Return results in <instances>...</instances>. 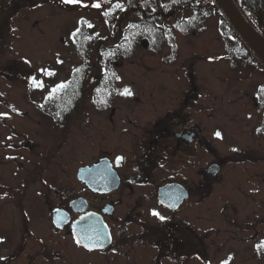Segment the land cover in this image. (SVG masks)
Masks as SVG:
<instances>
[{"label":"flooded vegetation","instance_id":"1","mask_svg":"<svg viewBox=\"0 0 264 264\" xmlns=\"http://www.w3.org/2000/svg\"><path fill=\"white\" fill-rule=\"evenodd\" d=\"M43 1L0 0V39L6 34L10 40L28 10ZM193 81L188 79L185 90L164 109L116 111L111 105H91L86 117L80 106H9L0 111L5 114L0 116V264H162V259L189 264L193 258L202 262L209 239L197 228L208 230L202 216L215 182L222 187L221 224L232 220L223 217L230 209L237 223H244L234 194L251 200L257 192L241 189L240 175L264 185V91L249 96L243 90L229 101H242L238 106L247 143L226 154L210 139L208 104ZM31 121L38 129L28 128ZM75 122L84 125L65 151L63 138ZM235 152L239 153L232 155ZM65 156L74 157L70 170L64 168ZM117 157H122L119 163ZM210 166L218 167L215 176ZM66 178L76 183L67 194ZM74 200L78 203L73 208ZM193 210L202 215L194 219L196 225L187 218ZM153 211L166 219L161 221ZM88 213H93L89 238L94 248L77 244L74 234L73 223ZM248 217L244 221L250 225ZM18 256L24 258L22 263Z\"/></svg>","mask_w":264,"mask_h":264},{"label":"rangeland","instance_id":"2","mask_svg":"<svg viewBox=\"0 0 264 264\" xmlns=\"http://www.w3.org/2000/svg\"><path fill=\"white\" fill-rule=\"evenodd\" d=\"M200 2L206 7L208 1ZM92 4L100 6L96 8ZM117 4L120 7H116ZM127 4L128 0H78L70 4H65L62 0H44L34 9L28 10V17L24 23H20L18 31L10 34V40L6 34L1 35L0 111H6L5 108L9 106L65 105L80 106L83 115L88 116L92 111L91 105L103 101L94 97L97 82L104 75L98 67L97 56L119 41L108 42L105 39L100 49L95 42L90 43L87 47L90 51L84 55L78 51L75 35L79 31L93 33L104 40L109 32L103 20L105 12L115 8L125 11ZM192 15L193 11L187 9L179 12L176 17L166 19L164 27L170 37L157 51L150 50L146 41H142L134 46L132 52L110 61L109 67L114 74L113 86L112 83L107 86L110 87L108 101L111 103L101 105H111L116 111L124 108L137 112L139 108L148 106L164 109L173 105L176 96L185 90L188 79L190 82L194 80V85L205 95L204 100L208 104L206 122L210 139L217 149L220 148L222 153L227 154L247 143V139L242 138L247 133L243 110L239 107L242 101L236 105L229 101L236 99L239 94L243 95V90L249 91V96H252L260 86L264 87V72L256 63L242 60L238 64L229 60V49L234 48L236 42L233 37H225L219 31L220 16L213 11L202 14L188 33L178 31L175 22ZM262 23L260 29L264 34V20ZM41 70H47L53 75H46ZM30 77L42 81L43 87L34 86ZM61 84L64 87L58 88ZM54 88L57 91L53 92ZM125 89L130 95L123 94ZM64 96L67 97L66 100ZM260 108L256 117L254 116L256 124L260 122ZM98 118H101L100 114L96 121L100 120ZM32 122L28 128L38 129V125ZM86 123L85 121V125ZM83 125V122H75L69 127L68 134L63 138L65 151L73 144L77 130ZM217 132L220 133L219 137L216 136ZM20 141H16L17 145ZM216 156L215 158L219 157ZM211 159L209 155V160ZM73 166L74 157L65 156L64 168L70 170ZM243 178L241 175L238 178L241 189L245 191L251 187L252 190L256 188L257 192L252 194L251 200H247L244 199V194L236 191L234 197L239 205L236 207L239 215L236 214L244 223L245 217L247 219L250 216V225L238 224L237 217H233V209L227 210L225 216L221 214L232 218L230 222H224L226 225L221 224L223 221L219 213V196L222 187L218 182L209 187V209L204 216L200 215L208 230L202 232L197 228L198 232L207 234L209 239L208 253L207 257H203V263L207 261V264H222L229 261V264H264V258H260L256 250L257 245L264 242V203L260 202L264 198V185L261 182L256 185L253 183L255 180L251 183ZM64 187V193L67 194L76 187L75 180L66 178ZM246 214L248 215L245 216ZM200 216L193 210L187 218L194 224V219ZM1 232L0 227V234ZM23 261L24 258L18 256L17 262ZM202 262L193 258L189 264ZM162 264L170 263L162 259Z\"/></svg>","mask_w":264,"mask_h":264},{"label":"trees","instance_id":"3","mask_svg":"<svg viewBox=\"0 0 264 264\" xmlns=\"http://www.w3.org/2000/svg\"><path fill=\"white\" fill-rule=\"evenodd\" d=\"M201 0H128L127 10L122 11V8L109 10L107 15L104 14V23L108 29V36L104 40L99 39L93 33H82L79 31L76 36V44L78 51L81 54L87 55L90 48L88 45L95 42L96 47L104 44L105 39L109 41H119L116 45H111L104 49L103 54L97 56L98 67L103 76L97 82L96 94L94 97L100 101L99 104H106L108 101V93L110 87L113 86L114 74L110 70V61L119 59L120 57L133 51L134 46L138 42L146 41L150 50L157 51L167 38L170 37L164 22L166 19L176 17L179 12L187 9L193 11V15L187 19H182L175 22V27L182 33H188L196 20L202 14H208L209 11L218 14L210 0H207L206 7H203ZM244 18L259 33L263 38L264 34L261 31L262 21L264 20V0H233ZM83 26V25H82ZM83 28V27H82ZM219 31L223 36H231L236 42L234 49H230L228 54L231 60L248 59L253 61L251 55L236 39L227 23L220 16ZM95 47V48H96ZM105 48V47H104ZM95 49V51H100ZM264 101V96L262 97ZM260 258H264V245L258 249Z\"/></svg>","mask_w":264,"mask_h":264},{"label":"water","instance_id":"4","mask_svg":"<svg viewBox=\"0 0 264 264\" xmlns=\"http://www.w3.org/2000/svg\"><path fill=\"white\" fill-rule=\"evenodd\" d=\"M211 1L213 2V5L217 9V11H219L224 20L227 22L228 26L233 31L237 39L241 42V44L246 48V50L264 71V39L248 24V22L242 16L232 0ZM83 173L84 170L80 171V175H82ZM209 173L210 175L215 176L218 173V167L211 166L209 168ZM84 181L88 182L87 179H84ZM165 190L166 189H164L163 191ZM77 203L78 201L74 200L72 202V207L74 208V205ZM84 210L85 208H82L80 211ZM56 215L57 214H55V218ZM92 215L93 213H88L82 216L79 220H76L73 224L74 233L77 239L83 246H86L88 248H94L92 247V245H90L92 244V239L89 238V234L92 231L91 227L93 226ZM97 225L101 226V223L98 222ZM96 233L99 234V232ZM98 247L99 245L95 248Z\"/></svg>","mask_w":264,"mask_h":264},{"label":"snow or ice","instance_id":"5","mask_svg":"<svg viewBox=\"0 0 264 264\" xmlns=\"http://www.w3.org/2000/svg\"><path fill=\"white\" fill-rule=\"evenodd\" d=\"M62 2L65 3V4H70V3H76V2H78V0H62ZM99 6H100L99 4H92V7H96V8H98ZM116 7H120V5L117 4ZM107 14H108V13H105V15H107ZM89 26H90V25H89ZM25 63H29V61H25ZM41 71H42L44 74H46V75H53V73L47 72V70H41ZM30 82H31L34 86H36V87H39V88H42V87H43V82H42V81H37V79H36L35 77H30ZM63 87H64L63 84H61V85L58 86V88H63ZM52 91L55 92V91H57V89L54 88V89H52ZM123 94H129V95H130V93L128 92L127 89L124 90V93H123ZM2 115H5V114H0V116H2ZM216 136L219 137V136H220V133L217 132V133H216ZM121 159H122V157H117V163H119ZM152 215H153V216H156V217H157L158 219H160L161 221H164V220L166 219L165 217L160 216L159 213H157V212H155V211L152 212ZM76 243L79 244L80 241L77 240ZM89 250H91V249H89ZM222 264H229V261H224V262H222Z\"/></svg>","mask_w":264,"mask_h":264}]
</instances>
